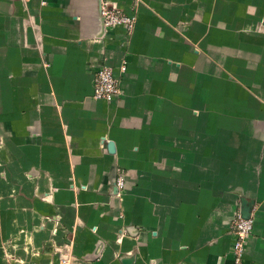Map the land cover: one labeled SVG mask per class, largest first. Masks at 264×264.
<instances>
[{"label":"crops","instance_id":"crops-1","mask_svg":"<svg viewBox=\"0 0 264 264\" xmlns=\"http://www.w3.org/2000/svg\"><path fill=\"white\" fill-rule=\"evenodd\" d=\"M260 1L141 0L97 38L98 0H0V264H233L245 199L264 264V39L233 33Z\"/></svg>","mask_w":264,"mask_h":264},{"label":"built area","instance_id":"built-area-1","mask_svg":"<svg viewBox=\"0 0 264 264\" xmlns=\"http://www.w3.org/2000/svg\"><path fill=\"white\" fill-rule=\"evenodd\" d=\"M103 16L105 17L106 29L123 26L128 30L133 29L135 24V17L130 15H122L117 10L103 6ZM121 72H126V65H123ZM122 95L120 80L116 76L115 70L103 65L96 76L94 85V95L96 100L111 102ZM117 196H122L126 189V180L124 174L119 173L117 176ZM233 233L235 235V242L233 245V264H244V257L246 251V244L248 238L254 230L253 216L249 219H244L241 214L236 217L232 224ZM62 264H70V251L63 250Z\"/></svg>","mask_w":264,"mask_h":264},{"label":"rangeland","instance_id":"rangeland-1","mask_svg":"<svg viewBox=\"0 0 264 264\" xmlns=\"http://www.w3.org/2000/svg\"><path fill=\"white\" fill-rule=\"evenodd\" d=\"M257 2H258V0H229V9H230V11H240V10H243V9H241V7L245 6L244 10H249L251 7L255 6L257 4ZM139 3H141V0H134V13L132 15H130V16L135 17V24H134L133 29L128 30L123 26H118V28H120V27L124 28L128 34H132V32L136 28V24L138 22V15L136 14L137 13L136 9H137ZM260 5L264 8V0L260 1ZM110 8H112V7H110ZM113 9H115V8H113ZM115 10H117V9H115ZM117 11L122 15H127L122 11H119V10H117ZM250 17H253V15L250 14ZM254 17L255 18H253L250 22L246 23L244 25V27L240 29V31L234 30L233 33L236 34L237 36H240L239 33H241V34H244L245 36H251V37L255 36V37H261L264 39V15H260L257 17L254 16ZM181 26H182V28L187 29L189 27V23L183 22L181 24ZM247 38H250V37H247ZM4 145H5L4 139L0 135V150L4 147ZM117 176H118V173H117ZM117 176H116V178H118ZM114 185H115V180H114ZM114 185H113V187H114ZM128 232H130V234H133L130 230Z\"/></svg>","mask_w":264,"mask_h":264},{"label":"water","instance_id":"water-1","mask_svg":"<svg viewBox=\"0 0 264 264\" xmlns=\"http://www.w3.org/2000/svg\"><path fill=\"white\" fill-rule=\"evenodd\" d=\"M103 6H104L103 0H98V17L100 23V31L96 36L97 38H102L106 33L105 17L103 16ZM110 148L114 149V145L111 144ZM116 181L117 178H115V185H114L115 195H117L118 193ZM254 206H255V202L253 201L251 202L246 199L243 200L241 202V211H240L241 217L244 219L251 218L253 214ZM131 262H132L131 258L124 260V263H131Z\"/></svg>","mask_w":264,"mask_h":264}]
</instances>
